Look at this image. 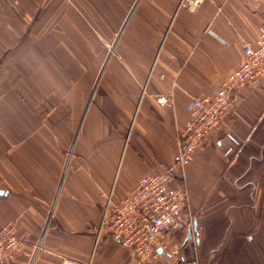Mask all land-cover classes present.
<instances>
[{
	"label": "crops",
	"instance_id": "crops-1",
	"mask_svg": "<svg viewBox=\"0 0 264 264\" xmlns=\"http://www.w3.org/2000/svg\"><path fill=\"white\" fill-rule=\"evenodd\" d=\"M179 4L0 0V227L30 240L8 264L39 240L32 264H137L98 237L97 200L172 165L187 103L215 93L264 27V0ZM175 174L189 191L179 249L147 264H264V78Z\"/></svg>",
	"mask_w": 264,
	"mask_h": 264
},
{
	"label": "built area",
	"instance_id": "built-area-1",
	"mask_svg": "<svg viewBox=\"0 0 264 264\" xmlns=\"http://www.w3.org/2000/svg\"><path fill=\"white\" fill-rule=\"evenodd\" d=\"M202 1L180 0L179 6L194 11ZM242 50L238 67L220 82L215 93L196 95L187 103L189 119L178 129L179 149L172 165L160 173L142 175L122 199L114 200L111 192H104L97 200L102 214L98 237L107 234L113 241L131 249L137 264H147L160 250L178 251L179 243L172 240V235L183 228L189 191L183 184L171 185L178 178L175 169H184L193 154L210 142L213 132L231 114L241 90L264 78V27L260 28L256 43L246 41ZM157 99L162 103L168 101L166 96ZM188 216L193 218L191 214ZM29 242L28 235L19 234L17 223L3 224L0 227V264H8ZM41 246V240L34 243L28 264L33 263ZM61 264L84 263L63 258Z\"/></svg>",
	"mask_w": 264,
	"mask_h": 264
},
{
	"label": "rangeland",
	"instance_id": "rangeland-1",
	"mask_svg": "<svg viewBox=\"0 0 264 264\" xmlns=\"http://www.w3.org/2000/svg\"><path fill=\"white\" fill-rule=\"evenodd\" d=\"M68 153L66 154V162L68 161V158H70V154H71V149L69 151H67ZM52 214V211L49 213V215ZM18 225V224H17Z\"/></svg>",
	"mask_w": 264,
	"mask_h": 264
},
{
	"label": "water",
	"instance_id": "water-1",
	"mask_svg": "<svg viewBox=\"0 0 264 264\" xmlns=\"http://www.w3.org/2000/svg\"><path fill=\"white\" fill-rule=\"evenodd\" d=\"M0 194H1V191H0ZM189 236H190V234H189Z\"/></svg>",
	"mask_w": 264,
	"mask_h": 264
}]
</instances>
